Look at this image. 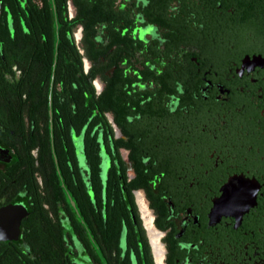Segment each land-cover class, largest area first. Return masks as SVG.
I'll return each instance as SVG.
<instances>
[{"label": "flooded vegetation", "instance_id": "obj_1", "mask_svg": "<svg viewBox=\"0 0 264 264\" xmlns=\"http://www.w3.org/2000/svg\"><path fill=\"white\" fill-rule=\"evenodd\" d=\"M104 3L85 107L54 108L64 186L44 108L0 97V264H264V0Z\"/></svg>", "mask_w": 264, "mask_h": 264}, {"label": "trees", "instance_id": "obj_2", "mask_svg": "<svg viewBox=\"0 0 264 264\" xmlns=\"http://www.w3.org/2000/svg\"><path fill=\"white\" fill-rule=\"evenodd\" d=\"M71 1L73 16L69 15L68 0H0V63H3L2 53L8 68L16 64L21 70L19 77L13 79L0 72L2 106L44 108L46 126L41 165H49L43 170L51 175L48 189L54 188L53 181H58V175L62 176L60 181L64 186L58 156L67 152L64 148L59 151L53 142L54 108L69 113L85 107L90 78L95 74L85 70V58H90L89 30L102 21L105 4L104 0ZM79 26L82 36L75 41L73 31ZM95 60L100 61L99 57ZM24 92L26 98L22 96ZM34 145L35 142L28 145L31 174L40 170L30 153Z\"/></svg>", "mask_w": 264, "mask_h": 264}, {"label": "water", "instance_id": "obj_3", "mask_svg": "<svg viewBox=\"0 0 264 264\" xmlns=\"http://www.w3.org/2000/svg\"><path fill=\"white\" fill-rule=\"evenodd\" d=\"M71 0H69V2H70ZM4 214L5 213H10V211L8 212V211H2ZM15 226H17V221L15 222V224L13 225V227H15Z\"/></svg>", "mask_w": 264, "mask_h": 264}]
</instances>
